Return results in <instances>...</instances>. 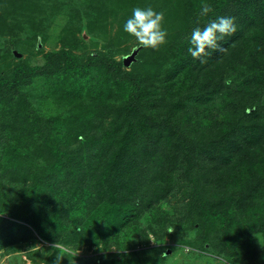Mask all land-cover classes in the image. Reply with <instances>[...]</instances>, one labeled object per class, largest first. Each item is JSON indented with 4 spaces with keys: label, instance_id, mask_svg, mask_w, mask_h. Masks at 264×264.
Returning <instances> with one entry per match:
<instances>
[{
    "label": "trees",
    "instance_id": "trees-1",
    "mask_svg": "<svg viewBox=\"0 0 264 264\" xmlns=\"http://www.w3.org/2000/svg\"><path fill=\"white\" fill-rule=\"evenodd\" d=\"M6 1L10 12L26 6L31 17L50 2L0 0V9ZM62 1L67 11L58 0L55 11L68 17L73 41L61 39L41 65L7 68L14 47L0 54V69L7 68L0 75V249L37 234L51 247L29 253L34 264H52L58 254L61 264H132L73 252L85 242L109 248L111 238L131 248L148 233L165 240L170 226L172 235L196 227L219 249L233 242L240 250L233 264H254L261 252L254 236L264 232V0H206V16L205 0H165L157 12L166 11L168 42L141 48L140 57L152 53L145 58L152 69L141 73L111 56L132 13L128 0ZM99 3L104 18L121 11L115 38L104 19L98 31L89 26ZM222 16L234 18L236 31L218 41L223 51L206 49L201 63L188 51L191 33ZM8 23L3 35L12 31ZM84 25L97 41L110 35L109 51L74 53L83 51ZM30 133L35 138L22 137ZM170 198L179 202L174 214L161 205ZM131 229L142 236L120 242Z\"/></svg>",
    "mask_w": 264,
    "mask_h": 264
},
{
    "label": "rangeland",
    "instance_id": "rangeland-1",
    "mask_svg": "<svg viewBox=\"0 0 264 264\" xmlns=\"http://www.w3.org/2000/svg\"><path fill=\"white\" fill-rule=\"evenodd\" d=\"M82 1H85L88 5L90 0ZM9 2L12 4L11 1ZM9 2L6 1V9H0V54H4V51L7 48L14 47L13 55L17 56H15L16 58L11 57V64L7 68L13 67L15 64L19 63H24L26 65H41L45 62V55L47 53L59 51L64 46L61 39H64L66 42L73 41L68 33L67 26L65 27L66 22L69 20L67 19L68 17H66V14L63 12L55 11L57 0H50L47 10L41 12L36 11L38 14L37 17L30 16L29 13H31L32 10L24 11L22 7L26 8V6H22L19 10H13V12H10L11 7ZM64 2L58 0V9H64L67 11L68 5ZM67 2L69 3V0H67ZM112 3H114V1H112ZM127 3L128 4L125 3L126 5H124V8L129 7L128 9L130 12L136 7H151L157 11L162 6H165V0H128ZM99 4L96 5L94 9L95 11L92 13L93 15L90 18L91 22L89 26L94 29L97 28L98 31V27L100 26L102 28L105 22L108 27L113 28L112 33L114 34L119 26L118 23L121 19V11H117L114 14L110 9L109 16L104 18L102 14V6ZM115 5L117 7L121 6V4ZM72 6L76 7L77 5L73 4ZM0 7L2 6L0 5ZM85 8L86 7H84V9ZM13 13L15 16H13ZM70 13L75 15L73 11ZM131 15L132 13H130L129 16L131 17ZM7 18H9L11 25L9 23L7 25L5 24V28H9V30L12 28V31H6L3 35L4 22ZM164 19H166V11L164 12ZM86 22H88V20H86ZM72 24L75 26L77 25V23ZM122 34L124 37L118 40L120 46H118V48L117 46H114L115 48H113L115 49L114 51H116L111 55L113 59L122 62L123 70L139 73L145 72L146 70L150 71L152 66H150V63L145 62V58H150L152 53L145 51L144 55L142 53V57H140V51L143 46H140L133 36L130 35V37L127 38L128 33L124 30ZM79 35L84 48L83 51L75 50L74 53L83 55L84 52L87 51L88 55H91L94 51H109V34L106 35L100 33L101 40L97 41L98 38H95L96 40L93 39V33L84 25ZM115 36L116 33L113 38H115ZM162 50L164 51V54L166 53V58L171 56L172 51L170 48H163ZM158 52L160 53V51ZM126 57H130V61L127 64L124 63ZM85 60H87V58H85ZM2 63L3 62H0V66H2ZM7 68H1L0 75H3ZM42 127H44V125ZM22 137H27L29 139L35 138L31 133L29 135H23ZM5 183L9 184L8 182ZM178 204L179 202L176 198H170L169 202L166 201L165 203L162 201L161 203L166 211L171 212L172 214L177 212L175 208ZM145 214H147V212H145ZM7 215L8 214L5 213V216ZM141 224L143 227H147L149 224L148 217H144ZM154 227L157 229L158 234L162 233L161 226H155L154 224ZM168 229L170 234L166 235L165 240H160L156 234L148 233L149 237L147 240L143 241L139 246H133L130 248L119 247L116 244V240L111 238L110 245L108 244L109 248L105 246L104 242H101L96 246L85 242L82 247L77 251H74L73 254L80 258L90 259L98 256H103L104 258L114 256L118 259L124 260L130 258L133 260L132 264H233L232 262L240 255V250L233 242H230L226 247L224 246L225 248L221 247L219 249L217 246L207 241H201L202 238L198 237V233L200 232L199 228L195 227L193 229H188L185 232H183L184 229H181V232H176L173 235L171 232H173L174 229L171 226ZM99 230L102 231L100 228ZM146 231L151 230L147 228ZM128 232L129 234H126V232L120 233V242L127 243V241H133L135 238L142 236L141 231L136 232L134 229H131ZM35 237L36 238L29 242H19L0 249V264H34L28 254L35 252V249L37 248L51 247L49 243H46L45 240H42L37 234ZM254 237L255 243L261 248L260 256L254 264H264V232L260 231L255 233ZM188 241L192 243L194 241L195 245L193 244V247L189 246L187 244ZM215 249L217 252H214Z\"/></svg>",
    "mask_w": 264,
    "mask_h": 264
},
{
    "label": "clouds",
    "instance_id": "clouds-1",
    "mask_svg": "<svg viewBox=\"0 0 264 264\" xmlns=\"http://www.w3.org/2000/svg\"><path fill=\"white\" fill-rule=\"evenodd\" d=\"M201 15L206 16L212 11V7L205 2L201 3ZM164 13L157 12L151 7L141 8L136 7L132 10V15L127 19L124 25V31L133 36L140 46L159 50V48L167 44L168 32L163 26ZM236 31L235 20L232 17H218L208 23L203 30L199 27L194 28L190 43L193 47L188 49L193 58L200 59L201 63H205V57L210 55L206 49L214 51H223L224 49L218 43ZM230 81L225 80V84ZM171 231V230H170ZM52 247L59 248L56 243ZM166 255V254H162ZM64 259L63 255H56L52 264H61Z\"/></svg>",
    "mask_w": 264,
    "mask_h": 264
},
{
    "label": "water",
    "instance_id": "water-1",
    "mask_svg": "<svg viewBox=\"0 0 264 264\" xmlns=\"http://www.w3.org/2000/svg\"><path fill=\"white\" fill-rule=\"evenodd\" d=\"M129 61H130V57H126V58L124 59V63H125V64L129 63Z\"/></svg>",
    "mask_w": 264,
    "mask_h": 264
}]
</instances>
